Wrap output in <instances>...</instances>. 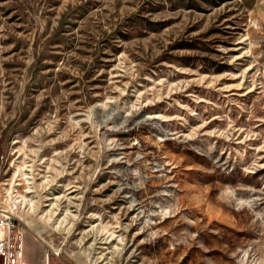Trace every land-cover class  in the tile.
<instances>
[{"label": "rangeland", "instance_id": "rangeland-1", "mask_svg": "<svg viewBox=\"0 0 264 264\" xmlns=\"http://www.w3.org/2000/svg\"><path fill=\"white\" fill-rule=\"evenodd\" d=\"M0 205L21 264H264V0H0Z\"/></svg>", "mask_w": 264, "mask_h": 264}, {"label": "built area", "instance_id": "built-area-1", "mask_svg": "<svg viewBox=\"0 0 264 264\" xmlns=\"http://www.w3.org/2000/svg\"><path fill=\"white\" fill-rule=\"evenodd\" d=\"M19 220L0 205V264H21L24 253L23 231ZM59 250L47 248L46 264L51 255H58Z\"/></svg>", "mask_w": 264, "mask_h": 264}]
</instances>
